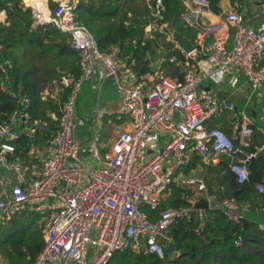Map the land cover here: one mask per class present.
<instances>
[{
  "label": "built area",
  "instance_id": "2783aa9c",
  "mask_svg": "<svg viewBox=\"0 0 264 264\" xmlns=\"http://www.w3.org/2000/svg\"><path fill=\"white\" fill-rule=\"evenodd\" d=\"M84 1L52 0L53 7L47 5L46 15L38 7L31 9L37 23H50L65 32L78 53L77 72H63L56 80L60 90L67 89V95L59 104L53 135L37 161V148L27 157L16 152L15 141L20 135L33 132L27 110L31 100L26 93L12 89L6 71L11 61H0V89L18 104L0 124V221L23 210L41 215L43 246L32 264H108L115 251L129 244L163 258L165 242L171 240L168 229L176 220H189L195 211L199 226L204 224V210L194 208V204L207 196L205 184L201 177L185 174L183 167L193 157L203 165L224 161L242 183L248 178L251 159L263 150L264 143L254 145L253 136L256 132L264 134L254 127L246 110L236 109L233 102L221 104L203 82L213 73L233 68L248 81L252 92L264 91V64L260 63L264 30L247 25L236 6L223 19L206 22L203 16L210 11L207 0H182L180 18L201 39V54L210 69L200 68L187 52L183 64L173 56L169 58L184 68L182 78L160 68L138 75L118 44L104 50L98 47L78 16ZM150 2V16L157 22L165 10L163 1ZM231 31L233 42L227 47ZM95 75L113 81L120 105L114 111L95 108L91 124L100 131L110 115L127 118L129 125L103 152L98 146L100 133H93L86 144L95 162L88 165L83 145L73 135L75 127L83 126L86 119L77 116L74 107L82 82ZM225 110L236 120L231 135L207 125L208 119L219 117ZM155 131L170 135L164 146H157L152 134ZM171 183L191 189V195L182 196L190 205L167 207L156 219H150L145 208H157ZM254 188L264 193V170ZM216 204L235 222L247 210L264 212L262 204L252 207L250 202L240 203L234 198ZM257 228L264 231V222H258ZM234 243L243 244L240 237Z\"/></svg>",
  "mask_w": 264,
  "mask_h": 264
},
{
  "label": "trees",
  "instance_id": "16d2710c",
  "mask_svg": "<svg viewBox=\"0 0 264 264\" xmlns=\"http://www.w3.org/2000/svg\"><path fill=\"white\" fill-rule=\"evenodd\" d=\"M33 1L23 0L28 5ZM135 1L86 0L80 4L77 12L98 47L104 50L110 44H118L122 55L129 57L128 61L138 75L152 70L151 62L156 51V54L164 57L162 67L168 66L166 73H169L174 67L169 63V58L173 56L181 64L185 61L182 49L175 46L177 40L174 37L170 40L159 31L151 36L145 32L144 28L152 23L150 9L145 8L144 12L136 13ZM162 1L165 10L156 24L166 25L169 30L174 29L193 42L195 30L180 18L184 8L182 0ZM207 1L210 12L218 13L220 0ZM51 5L53 7V3ZM3 10L6 20L0 21V61H11L12 66L6 71L12 89L26 93L31 100L27 110L30 113L28 126L33 131L32 135L28 130L15 141L16 152L27 157L33 148H37L40 143L44 145L52 137L57 123L52 114L58 116L59 103L67 95V89H63L59 90L57 100L49 96L43 99L38 77L57 80L63 72H77L78 53L71 48L68 35L54 25L38 23L32 28L34 18L31 8L24 6L21 0H0V12ZM23 49L28 52L29 65L21 61L19 51ZM17 107L15 99L0 89V124ZM35 121L38 123L35 124ZM43 122L45 125H42ZM209 127H213V124L210 123ZM253 138L254 145L264 143V137L259 132ZM198 162L193 157L183 167L185 174L195 168ZM199 165L214 187L216 203L224 198H234L240 203L248 201L252 207L264 205V193L254 188L264 170V145L263 150L251 159L248 178L242 183L237 182L225 162L207 165L199 162ZM192 193L191 189L171 183L158 207H146L145 211L150 219H156L162 209L190 205L182 196ZM204 213L201 227L195 211L191 212L189 220L178 219L169 227L171 240L165 242L163 258L154 253H145L142 248L135 249L129 244L123 250L115 251L108 264H264V231L257 228L256 222L246 217L232 221L217 204L204 210ZM40 217L39 213L23 210L8 220L0 221V254L8 264L34 262L43 246V239L41 228L34 229L32 225ZM239 237L242 245L234 243Z\"/></svg>",
  "mask_w": 264,
  "mask_h": 264
},
{
  "label": "crops",
  "instance_id": "0c3cea01",
  "mask_svg": "<svg viewBox=\"0 0 264 264\" xmlns=\"http://www.w3.org/2000/svg\"><path fill=\"white\" fill-rule=\"evenodd\" d=\"M47 2L48 0H34L32 3L30 2L29 5L26 4V7H29L31 9L38 7L40 10H42L43 14L46 15L48 8ZM43 5L45 8L43 7ZM218 6V13L208 11L207 16H203L208 22L223 19L225 13L232 7L236 6V9L243 14L244 22L247 25L260 31L264 30L263 0H220ZM36 24L38 23L34 20L32 28H34ZM201 42V39L195 31L193 42H191L195 46V49L190 52V58L200 68L209 70L210 66L206 62L205 57L201 54ZM175 46L177 48L182 49V53L185 56V53H187V51H185L181 47L178 41H176ZM23 50L19 51L21 61L29 65V63L27 62L29 60L28 52L25 49ZM164 61L165 59L162 56H160V58L155 59V61L152 60V70H150V72L153 71L155 68H160L163 71L168 69V66L162 67ZM169 63L174 67L167 74L176 78L181 77L183 75V72L181 70L182 66L176 65L170 61ZM260 63L264 64V55L260 59ZM38 81L40 82L43 99L48 96L51 99H58V92L60 88L57 86V81L55 79H45L39 76ZM203 85L206 89H211L216 93L218 101L221 104L233 102L236 109L244 108L246 112L252 117L254 127L264 134L263 90L260 93L252 92L248 81L238 70L233 68L229 72L213 73L204 80ZM119 105L120 95L118 94L116 87L110 78L100 79L95 75L92 76L90 79L84 80L81 84V88L76 99L75 110L77 112L76 115L78 114L77 116L84 117L86 119V122L83 126L75 127L73 135L78 139V141L82 143V145L86 144L92 134L98 131L96 127H92L91 124H89V122H91L94 109L97 107H103L108 111H114L119 107ZM52 118H56V116L52 114ZM210 123L213 124V126H218L225 131H230L231 135L234 131L236 120L231 117L230 112L225 110L221 113L219 117H212L208 119L207 125L209 126ZM128 125V119L125 117L121 119H116L114 116L107 115L105 117L102 129L99 131L100 136L101 131L104 130V128L110 127L112 128V130L110 131V137L108 139H110L111 141L115 135H117L121 130L127 128ZM111 142L110 144L104 143V151L109 148ZM204 173L206 172L202 171V166L199 165L198 162L197 166L191 169L188 175L196 176L198 178L201 177L203 179ZM207 200L210 203L209 208L212 207L213 204H216L214 196H207ZM243 217H246L256 223L264 222V212L260 211L247 210L243 213ZM47 264H59V262L55 261Z\"/></svg>",
  "mask_w": 264,
  "mask_h": 264
},
{
  "label": "rangeland",
  "instance_id": "374dc122",
  "mask_svg": "<svg viewBox=\"0 0 264 264\" xmlns=\"http://www.w3.org/2000/svg\"><path fill=\"white\" fill-rule=\"evenodd\" d=\"M22 1V0H21ZM23 5L26 6V3H24L22 1ZM48 5L52 6L51 3H52V0H48ZM150 0H136L135 1V7H136V13L140 12H144L145 11V8H148V5L150 4ZM6 20V12L3 10L0 12V21H4ZM145 32H147L150 36L154 34L155 31H159V32H162L164 33L170 40L173 38L172 36V32H171V29L169 30V27L167 28L166 25H162V26H159L156 24V22H153L149 25H147L145 28H144ZM233 31L230 32V38L228 39L227 41V47H229L232 42H233ZM158 51L155 52V54L153 55V61H155V59L157 58H160V55L159 54H156ZM183 67H181V70L183 72ZM166 72V70L164 71ZM74 110H75V107H74ZM75 113L76 110H75ZM78 115V114H77ZM177 120V118H176ZM89 124H91V122H89ZM92 127H94L92 124H91ZM112 130V128L110 127H106L104 128V130L101 131V136H100V140L98 142V146H99V149L103 152L104 151V143H109L110 144V139H108L110 137V131ZM96 132H99V131H96ZM100 133V132H99ZM156 138H157V146L158 147H162L164 146L165 142L170 138V135L167 134V133H162L160 131H155L152 133ZM43 146L42 143H40L37 148L39 150H37L38 152H34V155L35 153L37 154L36 157H35V160L37 161V159L39 158L40 154H41V150L43 149ZM34 151V150H32ZM82 153H86L87 155L84 156V160L87 162L88 165L94 163V159L91 158L89 156V153H88V145L87 144H84L83 145V151ZM83 156V155H82ZM79 163L82 164L81 161H78ZM84 178V177H83ZM207 199V196H203V198H200L199 202L201 201H204ZM41 217L40 219L37 220V222L32 225V228H36V229H42V221H41ZM0 264H8V262L1 256L0 254Z\"/></svg>",
  "mask_w": 264,
  "mask_h": 264
},
{
  "label": "water",
  "instance_id": "95a60500",
  "mask_svg": "<svg viewBox=\"0 0 264 264\" xmlns=\"http://www.w3.org/2000/svg\"><path fill=\"white\" fill-rule=\"evenodd\" d=\"M206 22H208V21L206 20ZM170 27H171V24H170ZM171 32H172V36L179 42V44L181 45V47L185 51L192 52L195 49V46L186 37L181 36L174 29H171ZM203 182H204L205 187H206L207 196L212 197L213 192H214V187L210 183L206 173H204V175H203ZM194 208L206 210L209 208V201L206 199V200L201 201V202H196L194 204Z\"/></svg>",
  "mask_w": 264,
  "mask_h": 264
}]
</instances>
